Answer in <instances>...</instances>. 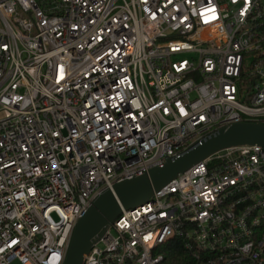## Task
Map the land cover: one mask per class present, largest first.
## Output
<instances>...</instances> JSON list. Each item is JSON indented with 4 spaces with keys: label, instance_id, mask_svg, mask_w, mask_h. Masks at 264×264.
<instances>
[{
    "label": "built area",
    "instance_id": "built-area-1",
    "mask_svg": "<svg viewBox=\"0 0 264 264\" xmlns=\"http://www.w3.org/2000/svg\"><path fill=\"white\" fill-rule=\"evenodd\" d=\"M0 264H63L117 182L264 123V0H0ZM264 264V147L220 150L122 210L84 264Z\"/></svg>",
    "mask_w": 264,
    "mask_h": 264
},
{
    "label": "water",
    "instance_id": "water-1",
    "mask_svg": "<svg viewBox=\"0 0 264 264\" xmlns=\"http://www.w3.org/2000/svg\"><path fill=\"white\" fill-rule=\"evenodd\" d=\"M239 145L264 147V123L235 122L223 126L197 145L176 157H169L148 172L117 182L101 192L78 220L70 238L63 264H84L85 256L104 236L123 208L130 209L149 200L178 174L220 150Z\"/></svg>",
    "mask_w": 264,
    "mask_h": 264
},
{
    "label": "trees",
    "instance_id": "trees-1",
    "mask_svg": "<svg viewBox=\"0 0 264 264\" xmlns=\"http://www.w3.org/2000/svg\"><path fill=\"white\" fill-rule=\"evenodd\" d=\"M164 255V264H196V255L201 253L195 246L187 247L181 238H173L158 250Z\"/></svg>",
    "mask_w": 264,
    "mask_h": 264
},
{
    "label": "rangeland",
    "instance_id": "rangeland-1",
    "mask_svg": "<svg viewBox=\"0 0 264 264\" xmlns=\"http://www.w3.org/2000/svg\"><path fill=\"white\" fill-rule=\"evenodd\" d=\"M2 116H3V112H0V117H2ZM13 264H20V263H19V261L15 260V261H13Z\"/></svg>",
    "mask_w": 264,
    "mask_h": 264
}]
</instances>
